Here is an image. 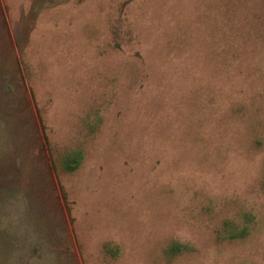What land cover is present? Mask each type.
<instances>
[{"label":"rangeland","instance_id":"374dc122","mask_svg":"<svg viewBox=\"0 0 264 264\" xmlns=\"http://www.w3.org/2000/svg\"><path fill=\"white\" fill-rule=\"evenodd\" d=\"M0 264H264V0H0Z\"/></svg>","mask_w":264,"mask_h":264},{"label":"trees","instance_id":"16d2710c","mask_svg":"<svg viewBox=\"0 0 264 264\" xmlns=\"http://www.w3.org/2000/svg\"><path fill=\"white\" fill-rule=\"evenodd\" d=\"M74 165H75V164H73V165H71V166H69V167L74 168V167H75Z\"/></svg>","mask_w":264,"mask_h":264}]
</instances>
